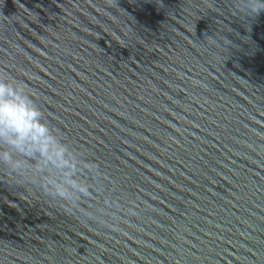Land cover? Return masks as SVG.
Returning a JSON list of instances; mask_svg holds the SVG:
<instances>
[{
    "label": "water",
    "instance_id": "water-1",
    "mask_svg": "<svg viewBox=\"0 0 264 264\" xmlns=\"http://www.w3.org/2000/svg\"><path fill=\"white\" fill-rule=\"evenodd\" d=\"M237 6L0 0V75L72 164H0V264H264V11Z\"/></svg>",
    "mask_w": 264,
    "mask_h": 264
},
{
    "label": "clouds",
    "instance_id": "clouds-1",
    "mask_svg": "<svg viewBox=\"0 0 264 264\" xmlns=\"http://www.w3.org/2000/svg\"><path fill=\"white\" fill-rule=\"evenodd\" d=\"M264 11V0H238L235 12L257 15ZM211 40V38H207ZM14 154L26 159H14ZM67 149L53 135L52 129L44 122V116L27 86L0 75V164L7 167L13 178L26 179L27 159L39 158L37 171L52 166L69 169L72 164L67 159ZM73 187L74 182L67 181ZM56 195L63 197L65 192L55 185ZM81 193L87 189L80 187Z\"/></svg>",
    "mask_w": 264,
    "mask_h": 264
}]
</instances>
